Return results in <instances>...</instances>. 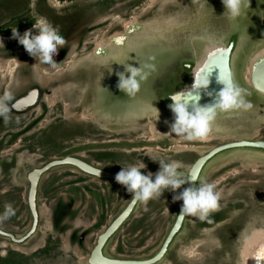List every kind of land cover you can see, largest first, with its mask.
<instances>
[{
	"label": "rangeland",
	"instance_id": "1",
	"mask_svg": "<svg viewBox=\"0 0 264 264\" xmlns=\"http://www.w3.org/2000/svg\"><path fill=\"white\" fill-rule=\"evenodd\" d=\"M57 2L42 0L62 13L72 11ZM72 3L82 16L75 18L79 29L74 31L79 34L61 48L63 56L56 66L46 67L34 57L29 60L32 67L19 66L18 60H0V91L6 84L7 94L15 90L16 75L25 69L27 75L21 82L27 87L40 83L47 90L42 109L16 117L0 101V116L14 119L4 122L0 118V228L19 237L32 221L26 175L53 159L73 156L115 171L144 164L141 171L145 175L157 173L161 161L175 162L185 179L196 159L214 147L239 140L264 141V95L248 82L253 62L264 55V31L257 24L260 19L264 23V16L256 14L257 5L264 6V0H245L235 19L229 18L222 0ZM81 34V42L76 41ZM10 40L15 39L0 36L1 53L12 45ZM117 41L119 48L103 60L97 57L108 42ZM231 42H235L231 59L234 84L243 90L251 107L217 109L205 140H186L171 133L174 114L169 96L191 88L195 72L209 52ZM124 65L140 66L148 73L135 96L117 87L116 73L124 72ZM22 91L25 87L17 86L13 94ZM201 183L213 184L220 193L219 211L205 221L187 216L160 264H249L245 254L264 234V152H226L205 168ZM107 187L112 188V195L109 199L105 194L106 210L101 202ZM181 191L182 186L176 192L166 190L146 205L141 203L110 241L106 253L131 259L155 254L176 220L181 201H174L173 196ZM130 199L125 188L105 184L74 168L55 169L40 184L38 232L29 246L0 237V264H88L97 236ZM5 205L11 206L14 215L5 216ZM64 206L68 211H62Z\"/></svg>",
	"mask_w": 264,
	"mask_h": 264
},
{
	"label": "clouds",
	"instance_id": "2",
	"mask_svg": "<svg viewBox=\"0 0 264 264\" xmlns=\"http://www.w3.org/2000/svg\"><path fill=\"white\" fill-rule=\"evenodd\" d=\"M225 12L229 18L235 19L241 15L245 7V0H222ZM32 30L25 31L22 35L12 31V38L22 45L25 51L38 60V63L56 66L54 61L58 50L65 45V39L58 34L46 20L41 19L34 24ZM120 41H117L119 44ZM147 67V66H146ZM209 69H218L217 82L223 87L218 93V100L213 105L200 106V90H206L209 86ZM127 73L128 75H125ZM118 77L117 87L129 96H135L141 87V83L147 78L148 73L140 66L134 67L124 65V72L116 73ZM243 90L234 84L227 70H221L218 64L211 60L194 76V84L191 89H186L170 96L172 104L169 106L174 114V122L171 124L170 132L186 140H205L212 130V122L216 115V109L229 111L235 109H248L251 104L246 102L242 94ZM191 105V111L189 107ZM157 110V109H156ZM160 168L154 175L152 173L142 174L144 164L139 166L129 165L122 167L115 175V181L124 186L131 194L132 203L140 202L147 204L162 195L166 190L176 192L185 183L178 173V165L159 162ZM220 193L210 183L193 184L184 188L179 195L173 196L174 201H182L178 218L184 216L196 217L201 221L207 220L210 215L220 209ZM14 215L10 205H5V216Z\"/></svg>",
	"mask_w": 264,
	"mask_h": 264
},
{
	"label": "water",
	"instance_id": "3",
	"mask_svg": "<svg viewBox=\"0 0 264 264\" xmlns=\"http://www.w3.org/2000/svg\"><path fill=\"white\" fill-rule=\"evenodd\" d=\"M234 50H235V42H231L227 47L213 50L211 51V53L209 52V54L206 56L204 63L198 68L195 74L199 72L202 68H204L205 65L211 60L212 63L218 64L221 70L226 69L227 73L230 74L234 82L232 62H231ZM213 53H216L218 55L213 57L211 56V54ZM219 54L223 55L222 62L220 60ZM253 66L254 69L252 70L251 73V80L253 87L255 91L264 95V77H263L264 55L263 57L258 59L257 63ZM209 71L210 72L212 71L211 74L209 75V81H210L209 86L206 90L202 89L198 93L200 95V100L198 102L200 106L215 104V102L218 100V93L223 87L221 84L217 82L218 69H209ZM170 96H169V100L172 102ZM37 102H38V94L37 92L33 91L28 96L20 99L17 102L16 107H19V109L22 108L25 109L28 106L34 107L37 105ZM189 110L191 111V105L189 107ZM239 149H250V150H257L264 152V141L239 140V141H233L226 144H222L220 146L212 148L204 155L198 157L196 161L191 165L184 180L185 181L193 180L194 182L185 183L184 185H182V190L184 188L192 186L193 184L198 185L201 174L214 159H216L217 157H219L220 155L226 152L239 150ZM64 167L74 168L87 176L95 177L101 180L115 181V175L117 174L115 172H111L101 169L99 167H95L93 164L85 161L84 159L73 156H66L60 159H53L40 167L33 168L26 175L27 181L29 183V188L27 193V204L32 217L31 226L29 230L21 237H17L15 234L0 228V237L10 241L11 243L17 245H23L36 235L40 224L38 196H39V189L42 178L49 172ZM138 204L139 202L132 203L131 201L127 206V208L98 237L96 245L93 248L88 258L89 264H159L166 258L171 246L182 232L187 216H184L182 219L176 217V220L172 228L170 229L169 233L167 234L159 252L156 253L151 258L144 260H124V259L109 257L104 253V249L106 248L107 244L119 231V229L124 225V223L129 219V217L136 209ZM181 206H182V201L180 203V207L177 215L180 214Z\"/></svg>",
	"mask_w": 264,
	"mask_h": 264
},
{
	"label": "flooded vegetation",
	"instance_id": "4",
	"mask_svg": "<svg viewBox=\"0 0 264 264\" xmlns=\"http://www.w3.org/2000/svg\"><path fill=\"white\" fill-rule=\"evenodd\" d=\"M30 1H32V3H30ZM58 1L59 2H57V4H60V2L63 3V5L60 6L61 8H63V7L70 8L71 7L72 11H69L67 13L65 11L64 13H62L61 11H58L60 9H58L55 5H53V4H48V5L43 4L42 0H36V2H35V0H0V36L3 37V38L11 39L12 38V31H14V30H17L21 35L27 30H32L33 32H35L37 30L33 29L32 26L39 21L38 18L40 17L41 19L46 20L54 29H56L58 31V34L65 39V43H70L72 41V39L74 40V38L78 37V34H79L78 32L74 31V29H76V30L79 29V21H77L75 18L76 17L77 18L78 17H82V16L74 8L77 5H74L72 3L73 0H58ZM68 1H70L71 4L65 5L64 2H68ZM257 6L259 7V9L256 11V14L259 17L263 18L264 13H262V10H260V8L264 7V6H261V4H258ZM48 7H50L51 9L48 10ZM260 20H259V22L257 24H259V28H261L264 31V23H261ZM83 35H84V33H83ZM83 35L81 34V36L76 41L81 42ZM10 42H13L12 45L10 47H8L6 50H4V53H1V51H0V57H1L0 60H2L4 63L7 62V61L18 60L19 66H31L29 60H31L32 56H30L25 51L24 47L22 45H20L17 42V40H13V41H10ZM1 48H3V47H0V49ZM62 56H63L62 49H59L57 55L54 57V61L56 63H58V61L61 60ZM45 66L48 67L49 65H45ZM26 72H27V70L25 69V71L18 72L17 75H16L17 77H19L18 81H17L18 88L19 87H21V88L25 87V89H26L25 92L22 91L21 93H18L15 96L14 95L15 93L13 94V92H15L17 90V86H16L15 90H13L11 93L7 94L6 93L7 84H6L5 89H2V91H0V97H1L0 101L1 100L4 101L3 105L5 106V109L7 110L9 115H11L12 117H16L17 115L26 114V113H29V112H34L38 108L42 109L43 105L45 104V101H44L45 94L44 93L47 90L44 89L42 84H40V83H36V84H32V85L28 84V87H27V85H25L23 82H21V80L24 78V76L27 75ZM33 91L37 92V94H38V102H37L36 106H34V107L33 106H28L25 109L24 108L19 109V107H16L17 102L20 99L28 96ZM4 98H6V99H4ZM0 105H1V103H0ZM44 112L45 111L43 110V113H41L39 116H37L34 119L33 123L36 122L37 120H39L41 118V116L44 114ZM0 118L4 122H5V120H8V122H13L14 121V119H12L10 117L2 118L0 116ZM33 123H31V124H33ZM29 126H31V125H29ZM99 168L107 170V171L115 172V173L119 172V171H115V170L104 168L103 166L99 167ZM201 176H202V174H201ZM92 178L95 179V180L101 181V182H103L105 184L106 183H111V184H114L116 187L124 188V186L118 184L115 181L101 180V179H98V178H95V177H92ZM199 181H200V179H199ZM27 183H28V181H27ZM198 184H199V182H198ZM28 187H29V183H28ZM39 193H40V189H39ZM107 193H108V198L111 199L112 188L107 187V190L103 189L104 200L101 202V206L104 207L106 210L108 209V203H107L108 202V198L105 195ZM120 195L121 194H118L117 197L119 198ZM38 198H39V196H38ZM121 199H124V195L123 194H122ZM104 201H105V204H104ZM130 202H131V199L129 200L127 205L121 210V212L104 228V230L127 208V206L129 205ZM109 203H110V200H109ZM140 204L141 203L139 202V204L137 205L136 209L133 211V213L131 214L129 219L124 223V225L119 229V231L133 218V216L135 215L136 211L138 210ZM38 206H39V203H38ZM68 208L69 207H65V206L62 207V211H66ZM95 209H96V207H95ZM31 220H32V217H31ZM186 221H187V219H186ZM31 223H32V221H31ZM205 225H206V223H205ZM30 226L28 227L27 231L29 230ZM39 226H40V224H39ZM104 230L97 236L96 242L98 240V237L104 232ZM17 237H19V236H17ZM32 239H30L28 242H26L25 244H23L21 246H24V245L29 246L28 243ZM109 243L107 244L106 248L104 249V253L107 256H109V257H113V258H117V259H124V260H144V259H148V258L153 257L156 253H158L160 248H161L160 247L159 250L155 254L150 256V257L142 258V259H131V258H127V257H124V256H113V255L111 256V255H108L106 253V249H107ZM12 244H14V243H12ZM172 246H171V248H172ZM171 248H170L168 254L170 253ZM91 252H90V254H91ZM90 254H89V256H90ZM168 254H167V256H168ZM87 263H88V259H87Z\"/></svg>",
	"mask_w": 264,
	"mask_h": 264
},
{
	"label": "bare ground",
	"instance_id": "5",
	"mask_svg": "<svg viewBox=\"0 0 264 264\" xmlns=\"http://www.w3.org/2000/svg\"><path fill=\"white\" fill-rule=\"evenodd\" d=\"M135 32V31H134ZM129 32L126 31V37L128 38L129 36ZM120 36V35H119ZM5 39H8V38H5ZM11 41V40H10ZM103 47H105V44L102 45ZM101 46V47H102ZM114 48L117 49L119 48L118 47V44H114L112 42H108V46L107 48L104 50V53L100 56V55H97V57L99 59H102L104 58V55L105 56H108L110 53H112L114 51ZM211 53V52H210ZM260 58V57H259ZM257 58L253 64H252V67L250 69V73H252V70L254 69L253 65H255L257 63V60L259 59ZM255 63V64H254ZM3 67V66H2ZM13 75V74H12ZM264 77V75H263ZM194 81V80H193ZM248 82L253 86L252 84V80L251 78H249ZM152 118V117H151ZM249 248V247H248ZM264 254V234L263 236H258L255 240V242L252 244V246L249 248V250H247V253L245 254V256L247 257V261H249L250 263L249 264H264V258H261V255ZM248 263V262H247Z\"/></svg>",
	"mask_w": 264,
	"mask_h": 264
},
{
	"label": "snow or ice",
	"instance_id": "6",
	"mask_svg": "<svg viewBox=\"0 0 264 264\" xmlns=\"http://www.w3.org/2000/svg\"><path fill=\"white\" fill-rule=\"evenodd\" d=\"M218 54H216V53H213V54H211V56H213V57H215V56H217ZM220 55V60H221V62L223 61V55L222 54H219ZM261 258H264V254H262L261 255Z\"/></svg>",
	"mask_w": 264,
	"mask_h": 264
}]
</instances>
